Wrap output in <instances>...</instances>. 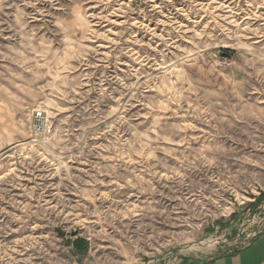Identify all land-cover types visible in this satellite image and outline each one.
I'll return each mask as SVG.
<instances>
[{"label": "rangeland", "instance_id": "rangeland-1", "mask_svg": "<svg viewBox=\"0 0 264 264\" xmlns=\"http://www.w3.org/2000/svg\"><path fill=\"white\" fill-rule=\"evenodd\" d=\"M262 233L264 0H0V264H181Z\"/></svg>", "mask_w": 264, "mask_h": 264}, {"label": "crops", "instance_id": "crops-1", "mask_svg": "<svg viewBox=\"0 0 264 264\" xmlns=\"http://www.w3.org/2000/svg\"><path fill=\"white\" fill-rule=\"evenodd\" d=\"M262 241L263 245H260ZM262 253H264V233L259 235L256 240H254L247 247L234 251L230 255L216 258L212 257L204 261H200L196 257L187 258L186 260H182L181 264H217L216 260L219 259L220 261L226 260V264H264V256L261 258L258 257ZM248 260H251L252 263L248 262Z\"/></svg>", "mask_w": 264, "mask_h": 264}, {"label": "trees", "instance_id": "trees-1", "mask_svg": "<svg viewBox=\"0 0 264 264\" xmlns=\"http://www.w3.org/2000/svg\"><path fill=\"white\" fill-rule=\"evenodd\" d=\"M72 247L75 251H84L86 249V241L83 239H76L72 242Z\"/></svg>", "mask_w": 264, "mask_h": 264}, {"label": "built area", "instance_id": "built-area-1", "mask_svg": "<svg viewBox=\"0 0 264 264\" xmlns=\"http://www.w3.org/2000/svg\"><path fill=\"white\" fill-rule=\"evenodd\" d=\"M41 120H42V119H41V115H40V114L36 115L35 122H36L37 125H40ZM38 128H39V127H38Z\"/></svg>", "mask_w": 264, "mask_h": 264}, {"label": "water", "instance_id": "water-1", "mask_svg": "<svg viewBox=\"0 0 264 264\" xmlns=\"http://www.w3.org/2000/svg\"><path fill=\"white\" fill-rule=\"evenodd\" d=\"M70 244V239L66 240V245L68 246Z\"/></svg>", "mask_w": 264, "mask_h": 264}]
</instances>
